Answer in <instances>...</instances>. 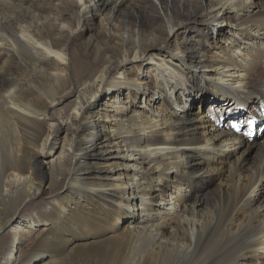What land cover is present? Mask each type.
<instances>
[{
  "label": "bare ground",
  "instance_id": "6f19581e",
  "mask_svg": "<svg viewBox=\"0 0 264 264\" xmlns=\"http://www.w3.org/2000/svg\"><path fill=\"white\" fill-rule=\"evenodd\" d=\"M207 24L231 26L215 60ZM195 75L248 113L188 118L187 102L203 97L181 80ZM122 86L146 91L145 106ZM62 92L74 105L57 151L61 125L46 118ZM0 99L1 264H264V138L248 137L264 111V2L0 0ZM210 180L204 205L197 188ZM45 186L53 196L42 201Z\"/></svg>",
  "mask_w": 264,
  "mask_h": 264
},
{
  "label": "rangeland",
  "instance_id": "374dc122",
  "mask_svg": "<svg viewBox=\"0 0 264 264\" xmlns=\"http://www.w3.org/2000/svg\"><path fill=\"white\" fill-rule=\"evenodd\" d=\"M258 1H261V2H264V0H258ZM141 4H142V1L139 2V4H134L131 6V8H134V9H139V7H141ZM52 5V7H51ZM146 8H148V5L147 4H143L142 6H144ZM39 6V9L43 8L45 9L46 11H53V6H54V3L51 4L50 2H41V4H36V7ZM127 6V3L124 4L123 6H121L122 8L123 7H126ZM129 9H131L130 7H128ZM56 9V8H54ZM133 9V10H134ZM60 11L63 10V7H60L59 8ZM58 11V10H57ZM47 14V13H46ZM45 14V15H46ZM96 21H99V19H97ZM232 21V20H231ZM93 26V24H92ZM208 27H215L216 29H218V32L217 34L215 35L214 39H215V43L213 41H211L210 43V47H212L211 49V52L209 53V58H211L212 60H215L217 59L216 56L214 54H212V51H221V49L224 47L225 45V41L221 40V38L219 37L221 35V33H223L224 31H227L229 29H231V26L229 25H224V24H219V25H212V24H207ZM187 27H188V32H187V36L188 37H192V41L193 43H199V36L197 35V29H198V26L197 25H194L192 23H189L187 24ZM93 27H90V28H86V29H83L81 30L80 32L85 34V37L88 38V33L90 32L89 29H91ZM187 37V38H188ZM217 39V40H216ZM204 41V40H203ZM171 50L172 52L175 51V46H180L181 45V41H171ZM215 45V46H214ZM170 55H176L175 53H171ZM169 59V58H167ZM130 66V68H129ZM136 64L134 65V63H131V64H128L125 66V70L129 71V73H133L135 71V67ZM121 67V66H119ZM118 64H116L113 68H112V72H116L118 69ZM151 66L149 64H144V69L142 71V75L148 77L149 75H152V72L151 71ZM181 81L183 82H187L190 86L189 88L192 89L193 87L194 88H197L199 89L198 91V94L200 96L203 97V101L200 103L198 102L197 100L193 103L191 102H187V106H186V110H189V114H188V118H191L192 120H194L195 118H197L199 115H201V113L203 111H207V113L210 115V117L213 119V118H216L218 121L221 119V117L223 116H226V117H233L234 115H240V114H243V113H248V107L244 106L243 104H238V103H235L233 101V97L234 94L233 93H228V91H221L219 90L218 88H222L221 85H212L211 83H209L208 80H206L204 77H201L199 75H195L193 77H185L183 78ZM215 91H217V93H214ZM121 93H123L124 97L125 96H129L130 97V101L131 103H135V104H138L140 106H145V102H146V96L144 95V93L146 91H142L140 89H137V90H134L132 91L130 89V87L128 86H122L121 87ZM107 90L104 91L103 93V96L105 97V94H107ZM103 96L101 98H99L97 100V104L100 105L102 102L104 103L103 101ZM237 97V96H236ZM223 99L224 101H216L217 99ZM228 101H232L231 104H228ZM74 102V101H73ZM161 98L160 96H155L153 97L149 103H150V106L155 110L156 108H158L161 104ZM57 105L55 108L53 109H50L49 111V117L46 118V120H49L51 122H55L56 124H58L60 127L58 128V131L55 132V134L53 135V138H52V142H54V144H57V148L56 150L58 151L60 146L62 145V140H63V136H64V126L61 124L60 120L61 118L67 113L69 112V110L73 107L74 104H72V95H68L67 92H62L61 95H58L57 96V103L55 104ZM2 106V107H1ZM0 112L6 117L8 116V113H7V106L6 104L3 103L2 99H0ZM110 114L114 112V108L111 106H109V108L106 109ZM4 113H3V112ZM127 114L130 115V112H127L125 111ZM200 112V113H199ZM124 111L120 110L118 112V115H123ZM95 119H90L89 120V125H92L93 122H94ZM214 121V119H213ZM226 120H223V122H225ZM100 124H99V127L100 129H104L105 127L107 128V126H112V124L110 122H105V121H99ZM257 123H258V126L257 128H255L254 130V134H251L249 135L248 137H250V139H253V141H256V142H260L262 140H260V138L262 137V139L264 138V111L262 113V115L258 118L257 120ZM195 124L199 127V128H202L203 130H208V127L207 126H204V124H202V122L200 121H197L195 122ZM104 125H106L104 127ZM112 151L114 153V149L112 148ZM254 153H255V150L253 151V153H251L250 156H248V160H250L253 156H254ZM51 159V154L50 152H48L44 157H43V160L44 162H48L49 160ZM87 159L84 157L80 164L82 165ZM97 161V160H96ZM144 165H146V162L144 163ZM104 173L106 174H110V172L108 170H104ZM217 186H218V181L217 180H210V181H206L205 183L202 184V186H199V188H197L198 190H200L202 188V191H200L201 195L203 196V201L202 203H204V205L208 202L207 200V194H209L210 192L212 191H216L217 189ZM196 189V191H198ZM190 192V191H188ZM263 196H264V190H263ZM53 196V188L49 187V186H45L42 190V194H41V200L42 201H47L49 200L51 197ZM205 211V210H204ZM207 212V210H206ZM137 215L138 213L135 212ZM133 217H137V216H133ZM44 225V224H42ZM103 240V239H101ZM140 240V239H139ZM137 241L136 239L132 240L131 238L128 240V242H132L130 244L131 247H136L137 248V244L136 242ZM141 241V240H140ZM134 242V244H133ZM137 243H139V241H137ZM133 245V246H132ZM201 260H206V258H203ZM199 260L198 261V264H202L203 262L205 261H201ZM187 263V262H186ZM0 264H1V261H0Z\"/></svg>",
  "mask_w": 264,
  "mask_h": 264
},
{
  "label": "snow or ice",
  "instance_id": "6c2138e0",
  "mask_svg": "<svg viewBox=\"0 0 264 264\" xmlns=\"http://www.w3.org/2000/svg\"><path fill=\"white\" fill-rule=\"evenodd\" d=\"M246 123H248V124H254L255 122L253 120H249ZM233 127H235L237 131H240L241 130L240 127L237 126V125H233ZM249 135H250V133H249Z\"/></svg>",
  "mask_w": 264,
  "mask_h": 264
}]
</instances>
